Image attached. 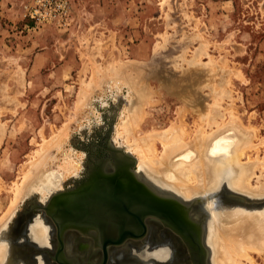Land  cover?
Wrapping results in <instances>:
<instances>
[{
    "label": "rangeland",
    "instance_id": "rangeland-1",
    "mask_svg": "<svg viewBox=\"0 0 264 264\" xmlns=\"http://www.w3.org/2000/svg\"><path fill=\"white\" fill-rule=\"evenodd\" d=\"M30 2L0 0V131H4L0 144V177L7 186L17 180L21 165L39 148L43 139L40 132L43 131L46 139L50 138L53 131L73 117L82 80L89 82L94 62L103 68L113 61L121 62L130 68L129 73L134 74L137 84L141 78L134 67L141 65L144 83L140 84L159 92L161 103L147 108L148 118L137 132L140 138L153 128L160 131L168 128L175 121L177 111L187 106L176 94L169 93L167 87L199 100L202 113H205L206 106L213 102L208 84L219 83L230 70L242 73V77L233 75L228 89L231 98H225L223 106L232 105L242 123L258 129L259 136L264 138V0H71L70 21L63 29L25 18V7ZM199 33L210 45L199 63L189 64L195 52L202 48L203 39L197 37ZM211 58L218 62L215 69L219 67V70L209 65ZM223 63H227V69L221 67ZM86 65L88 69L83 72ZM120 80L104 79L92 95V103L104 98L100 107L113 103L114 117L129 102L125 98L133 92L130 85H121ZM130 97L135 100V96ZM88 110L91 111L92 106ZM98 113L101 115L102 111ZM82 115L75 117L72 130L87 127L83 122L85 113ZM185 116V125L193 133L197 114L189 111ZM113 120L115 118L111 124ZM98 136L94 140L96 147L104 148L107 142L104 136ZM110 147L124 151L112 144ZM260 149L259 157L263 158L264 147ZM158 150L162 151L160 144ZM248 156L245 155L242 162H247ZM256 156L252 154V158ZM133 161L135 167L137 162L134 158ZM52 162L58 163L59 158ZM90 168L79 180L87 176ZM142 180L157 192L147 177ZM52 181L55 187L60 183L63 189L54 187L48 193L50 198L45 196V200L31 196L7 221L8 239L13 243L12 258L16 264H34L40 258L45 264H57L45 253L48 250L53 254L56 250L55 224L44 211L35 209L47 205L57 192L65 191L66 184L60 177ZM253 183L256 184V179ZM161 189L166 197L171 196L164 185ZM11 198L6 191L0 196V216L9 207ZM198 205L200 208L194 210V215L190 210V215L201 225L202 243L206 247L204 228L210 222V212L206 203ZM40 214L49 222L51 248L39 246L29 232L30 220ZM155 223L148 224L146 238L127 244L136 246L132 256L124 254L128 256L127 262L121 263L116 257V253L127 248L123 245L112 248L108 264H133L132 260L134 264H146L139 255L152 246L171 250L170 256L160 264H195L180 239ZM79 240L76 238V242L74 238L73 243L68 240L70 254L75 249L81 251L79 253L88 251L89 245ZM71 245L73 249H69ZM206 249V264H210V250ZM149 262L153 263L152 259Z\"/></svg>",
    "mask_w": 264,
    "mask_h": 264
},
{
    "label": "bare ground",
    "instance_id": "bare-ground-1",
    "mask_svg": "<svg viewBox=\"0 0 264 264\" xmlns=\"http://www.w3.org/2000/svg\"><path fill=\"white\" fill-rule=\"evenodd\" d=\"M197 37L203 39L202 48L195 52L189 64L199 63L201 56L207 54L210 45L203 34L199 33ZM217 63L211 58L209 65L216 70ZM93 64L89 82L82 80L76 109L73 111L74 118L53 131L50 138L46 139L43 131L40 132L42 142L21 165L16 181L7 186L0 177V196L6 191L12 197L9 207L0 216V264H16L12 258L13 243L9 242L7 227V221L12 219L16 210L33 195L43 200L49 197L48 193L56 186L52 181L55 178L60 177L66 188L74 185L76 187L82 173L94 166V162L102 163L97 155L108 153L110 144L121 147L126 154L133 156L137 162L134 168L139 178L147 177V181L151 182L159 194L167 196L161 189L164 185L171 193V196H168L182 201L193 215L194 210L200 208L198 204L206 203L210 222L204 228V242L210 250V264H260L259 260L264 264V157H259L260 148L264 147V138L259 136L258 129L253 126L246 127L242 123L232 105H227V108L223 106L225 98H231L228 89L231 87L233 75L241 79L242 73L226 71L227 63L222 64L221 67L226 71L223 77L226 78H221L219 83L214 81L213 84H208L213 102L211 100L212 104L206 106L205 113H202L199 100L186 97L178 90L167 87L169 93L176 94L187 106L177 111L175 121L168 128L163 131L153 128L140 138L137 132L142 129L148 118L147 108L161 103L159 92L148 85L140 84L144 83V70L141 65L134 67L141 78L137 84L134 82V74L129 73L130 68L121 62L113 61L110 66L104 68L95 62ZM87 69L88 65L84 67L83 72ZM213 75L212 73L211 77ZM107 78H120V84L130 85L134 92L130 95L135 96V100L130 95L125 98L129 99V102L121 107L116 117L114 104L110 101L106 107L99 106L104 102L103 97L92 103L96 87ZM91 106L92 110L89 111ZM97 110H101L102 114ZM189 111L197 114L193 133H190L185 125V115ZM83 113V122L87 127L72 130L71 123ZM113 117L115 120L111 124ZM80 121L81 119L78 122ZM98 133L101 135L98 136ZM82 136L85 140H82ZM97 136H104V142H107L104 143V148L96 147L94 140ZM3 138L4 131H0V144ZM73 140L76 143L72 144ZM158 144L162 146V151L158 150ZM253 153L257 155L255 158H252ZM245 155H249L248 160L242 162ZM57 157L59 162H52ZM58 187L62 188V185L59 183L55 188ZM238 200L241 202H237ZM146 222L148 225L155 220L148 219ZM28 228L39 246H53L49 222L44 215L40 214L31 219ZM131 241L133 240L125 245ZM134 247L136 246L129 245L125 250L121 249L124 252L116 253L121 263L129 260L124 254L132 256ZM152 247L145 249L146 254L143 252L139 255L142 260L147 261L146 264H160L171 254L168 247ZM70 248L73 249V245ZM151 259L153 263L149 262ZM132 262L135 263L133 260ZM34 264L45 263L40 258Z\"/></svg>",
    "mask_w": 264,
    "mask_h": 264
},
{
    "label": "water",
    "instance_id": "water-1",
    "mask_svg": "<svg viewBox=\"0 0 264 264\" xmlns=\"http://www.w3.org/2000/svg\"><path fill=\"white\" fill-rule=\"evenodd\" d=\"M108 153L97 155L102 163L94 162L75 188H66L47 205L35 208L44 211L56 227V252L45 251L52 261L73 264L64 253V236L75 229L97 233V245L104 253L101 264H108L110 247L143 240L148 234L146 221L153 219L180 239L193 263L206 264L202 227L192 220L190 208L154 191L137 176L133 158L124 151L109 147Z\"/></svg>",
    "mask_w": 264,
    "mask_h": 264
},
{
    "label": "built area",
    "instance_id": "built-area-1",
    "mask_svg": "<svg viewBox=\"0 0 264 264\" xmlns=\"http://www.w3.org/2000/svg\"><path fill=\"white\" fill-rule=\"evenodd\" d=\"M71 17V0H31L25 7V18L36 24L66 28Z\"/></svg>",
    "mask_w": 264,
    "mask_h": 264
},
{
    "label": "flooded vegetation",
    "instance_id": "flooded-vegetation-1",
    "mask_svg": "<svg viewBox=\"0 0 264 264\" xmlns=\"http://www.w3.org/2000/svg\"><path fill=\"white\" fill-rule=\"evenodd\" d=\"M78 236H79V238H78ZM74 238H75V240H76V238L80 239L79 241H83L84 240V242L87 245H89L88 251L84 252V253H79L81 251L78 250V252H76L77 249H75L74 250L75 254L74 253H72L73 255L70 254L68 252V240L70 241L72 239L74 241ZM64 240H65L64 253H65L66 257L73 262V264L74 263L75 264H82L83 261H85V264H88V263L89 264H101L102 263V259L104 258V253H103V250L100 249L98 247V245H97V233L95 231H90L88 233H85V232L80 231V230L71 229V230H68L66 232V234L64 236ZM112 248H115V247H110V249H109V259H110V254H111ZM55 252H56V250H55ZM55 252L53 253V255L55 254ZM78 257H80V258H78ZM91 262H93V263H91Z\"/></svg>",
    "mask_w": 264,
    "mask_h": 264
}]
</instances>
